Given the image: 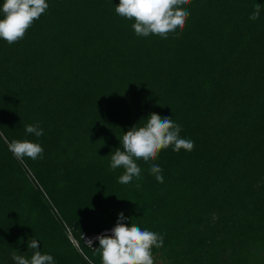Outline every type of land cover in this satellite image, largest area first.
I'll use <instances>...</instances> for the list:
<instances>
[{
    "label": "trees",
    "instance_id": "obj_1",
    "mask_svg": "<svg viewBox=\"0 0 264 264\" xmlns=\"http://www.w3.org/2000/svg\"><path fill=\"white\" fill-rule=\"evenodd\" d=\"M45 2L22 40H0V264L30 258L33 238L54 264H101L98 241L83 240L121 212L164 236L152 253L166 261L182 247L208 264H264V0H191L167 40L137 36L119 0ZM151 113L195 147L162 149L138 162L140 181L120 184L111 154ZM12 140L38 143L43 158H14Z\"/></svg>",
    "mask_w": 264,
    "mask_h": 264
},
{
    "label": "clouds",
    "instance_id": "obj_2",
    "mask_svg": "<svg viewBox=\"0 0 264 264\" xmlns=\"http://www.w3.org/2000/svg\"><path fill=\"white\" fill-rule=\"evenodd\" d=\"M191 0H119L115 12L122 18L134 20L132 28L139 37H148L150 34L167 40L169 36L176 37L181 34L185 21L190 15L184 7ZM49 5L45 0H3L0 6V40L9 45L22 40L26 31L35 20L45 12ZM261 11V5L256 4L250 20H257ZM179 30V31H178ZM143 126L137 125L130 128L122 135L121 147L117 148L110 159V170L123 169L118 183L127 185L133 180L140 181L141 168L139 161L148 163L155 161L162 149L172 147V151L179 152L181 149L191 152L195 142L191 139L180 137L181 126L170 117H161L151 113ZM25 133L39 138L43 130L38 124L26 125ZM0 135H3L0 133ZM9 151L14 158L21 160L25 157L33 161L43 158V148L28 140H12L8 144ZM158 183L164 182L163 169L153 163L149 169ZM141 185L136 184L139 188ZM123 213L118 214L116 225L111 229V235L102 234L95 237L99 247L101 264H154L152 253L153 247H163L164 236L149 230H142L136 224L126 226ZM88 244L92 246V241ZM31 250L30 258L26 254L13 252L12 264H54L53 256L42 254L39 250V242L31 239L27 244Z\"/></svg>",
    "mask_w": 264,
    "mask_h": 264
},
{
    "label": "rangeland",
    "instance_id": "obj_3",
    "mask_svg": "<svg viewBox=\"0 0 264 264\" xmlns=\"http://www.w3.org/2000/svg\"><path fill=\"white\" fill-rule=\"evenodd\" d=\"M108 235H111V234H108ZM94 240H95V237H90V238H88V240L86 238H84L83 243L85 245H89L88 242L89 241L93 242ZM72 244L74 245V247L78 248L76 241L72 240ZM184 250H185L184 248L180 247V249L176 253L177 256L175 257L174 255H171L170 259L167 258V261H166V259L162 258L161 256H159L157 254V255L153 256L154 257V264H167L170 261H175V260L181 261L183 259H187L188 261H190L191 264H193L195 262H196V264H208V262H207L208 260L206 259V257L205 258L204 257L199 258L196 255H185L183 253ZM198 259H200V260H198Z\"/></svg>",
    "mask_w": 264,
    "mask_h": 264
},
{
    "label": "bare ground",
    "instance_id": "obj_4",
    "mask_svg": "<svg viewBox=\"0 0 264 264\" xmlns=\"http://www.w3.org/2000/svg\"><path fill=\"white\" fill-rule=\"evenodd\" d=\"M105 234H111V230L109 232H105Z\"/></svg>",
    "mask_w": 264,
    "mask_h": 264
},
{
    "label": "built area",
    "instance_id": "obj_5",
    "mask_svg": "<svg viewBox=\"0 0 264 264\" xmlns=\"http://www.w3.org/2000/svg\"><path fill=\"white\" fill-rule=\"evenodd\" d=\"M88 240V239H87Z\"/></svg>",
    "mask_w": 264,
    "mask_h": 264
}]
</instances>
